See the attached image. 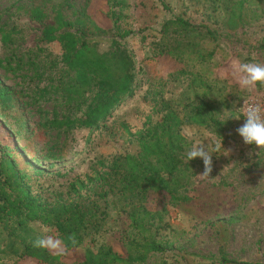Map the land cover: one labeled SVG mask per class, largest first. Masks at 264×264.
I'll return each mask as SVG.
<instances>
[{
  "label": "trees",
  "instance_id": "16d2710c",
  "mask_svg": "<svg viewBox=\"0 0 264 264\" xmlns=\"http://www.w3.org/2000/svg\"><path fill=\"white\" fill-rule=\"evenodd\" d=\"M94 1L26 0L21 5L29 17L41 25L39 39L46 43L58 42L62 51L56 56L49 51L43 54L47 62L39 59L37 53L30 52L28 56L33 69L38 70L42 65V71L54 70L57 74L43 79L44 72L38 73L33 102L48 100L65 109L60 116L55 113L52 118L37 123L34 134L39 139L52 128L64 131L73 127L98 129L125 98L136 93L138 66L130 39L145 41L147 35L142 29L136 31L124 25L128 16L124 14L127 8L124 0H106L93 11ZM223 1L230 4L224 21L227 30L246 26V8L250 1H257L264 13V0ZM75 6L78 9L74 17H69L65 11ZM106 21L109 25L104 24ZM18 33L15 26L0 25V39L5 46L14 45ZM160 33L159 39L148 45L149 58L169 55L191 66L193 70L185 68L177 74L187 75L190 88L208 95L212 89L207 81L209 76L194 70L197 65L214 62L217 51L209 47L210 43L229 33L182 15L168 18ZM97 35H107L108 49H100V42L94 38ZM259 47L264 52V39ZM41 50L46 52L45 48ZM23 56L17 59L16 66H21ZM0 66L15 69L10 57L0 59ZM42 81H45L43 87ZM20 94L0 81L2 109L17 102ZM155 102L160 120L153 122L148 116L143 127L135 133L124 125L137 142L138 150L103 158L98 162L99 167L86 175V180L76 177L58 199L50 201L34 194L12 152L3 151L0 161V264H19L26 258L41 264H144L152 254L172 249L170 240L159 237L158 231L164 224L168 204L192 200L188 192L192 184L191 166L196 161L187 160L191 141L184 135L183 128L185 125L219 126L222 122L215 116L219 103L208 96H198L188 103L165 97ZM0 125L7 134V141L15 143V132L4 120L0 119ZM17 150L22 148L17 146ZM33 153L30 149L28 154ZM33 156L39 161V164L32 162L34 169L43 173L40 157ZM155 194L165 197L164 202H157ZM111 205L117 207V213L126 221L125 228L117 231L124 252L119 253L111 242H95L80 251V245L88 238L95 241V236L103 232L111 216L106 207ZM36 220L55 228L49 235L65 242L64 256L58 257L47 249L33 246L35 239L29 237L28 226ZM73 235L75 244L68 239ZM10 256L20 259L8 263L5 258ZM222 260L228 262V259Z\"/></svg>",
  "mask_w": 264,
  "mask_h": 264
},
{
  "label": "rangeland",
  "instance_id": "374dc122",
  "mask_svg": "<svg viewBox=\"0 0 264 264\" xmlns=\"http://www.w3.org/2000/svg\"><path fill=\"white\" fill-rule=\"evenodd\" d=\"M25 1L0 0V25L6 23L19 31L14 45L5 46L0 39V59L10 57L15 67L0 66V81L21 93L17 102L8 108L0 107V119L16 134V142L9 143L0 125V161L3 151H11L18 169L26 173L32 192L50 201L58 199L76 177L86 180V175L98 168V162L103 158L138 150L137 142L124 125L135 133L143 127L148 116L153 122L160 120L161 114L154 108L159 97L188 103L198 96H208L219 103L215 116L222 123L209 127L185 125L183 133L191 141V146L199 142L215 150L217 144L221 145L213 154V172L211 176L200 175L204 165L202 159L196 158L191 166L192 184L188 192L192 200L168 204L164 224L157 230L159 237L170 240L172 249L152 254L144 264H264V179H261L264 178V148L245 144L236 132L244 122L238 110L243 106V99L264 104V85L257 84L250 90L242 88L233 73L235 62L264 63V52L259 47L264 39V13L259 3L250 1L247 4L246 26L227 30L224 21L230 4L223 0H124L127 5L124 14L128 15L124 25L136 31L142 29L147 35L145 41L130 39L138 66L135 95L125 98L98 129L73 127L64 131L52 128L39 139L34 134L37 123H43L55 113L60 116L65 109L48 100L33 102L38 73L44 72L43 79L57 74L54 70L42 71V65L38 70L33 69L35 67L28 56L30 52L37 53L39 59L47 62L43 54L49 51L56 56L62 51L58 42L46 43L39 39L42 27L21 8ZM105 1L95 0L93 11ZM75 9L78 6L65 13L74 17ZM175 15L229 33V36L210 43L209 47H215L217 51L214 62L197 65L194 70L209 76L207 81L212 89L208 95L190 88L187 75L177 74L185 68L193 70L191 66L187 67L169 55L149 58L150 41L159 39L162 24ZM104 24L109 25V22ZM94 38L100 42L101 50L108 49L110 40L107 35ZM41 47L46 52L43 53ZM20 56H23V63L16 66ZM40 84L43 87L45 81ZM17 146L22 150H17ZM30 149L34 153L29 155ZM34 154L41 159L43 173L34 169L32 162L39 164ZM154 199L162 203L165 197L155 194ZM106 208L111 216L103 232L95 236V241L88 238L80 245V251L95 242H111L119 253L124 252L117 231L125 228L126 221L117 213V207ZM28 227L29 237L34 239L44 234V227L48 229V235L55 231L54 227L37 220ZM5 259L13 263L20 258L10 256ZM222 259H228V262ZM19 264L41 263L26 258Z\"/></svg>",
  "mask_w": 264,
  "mask_h": 264
},
{
  "label": "clouds",
  "instance_id": "9594fccd",
  "mask_svg": "<svg viewBox=\"0 0 264 264\" xmlns=\"http://www.w3.org/2000/svg\"><path fill=\"white\" fill-rule=\"evenodd\" d=\"M233 73L237 78V82L242 88L251 89L255 85H264V63H240L233 64ZM238 103V102H237ZM243 115V124H241L236 132L247 145H255L256 148H264V104L255 101L243 99V106L238 108ZM236 119H240L237 117ZM220 144L215 146V150L205 143H193L191 148L186 152L188 161L200 158L203 161L204 171L202 176H211L213 172V154L218 151ZM264 179V178H261ZM44 234L38 236L33 242L35 248L47 249L55 256L62 257L66 254V245L63 240L53 235H48V229L42 228ZM68 239L75 244V236Z\"/></svg>",
  "mask_w": 264,
  "mask_h": 264
}]
</instances>
